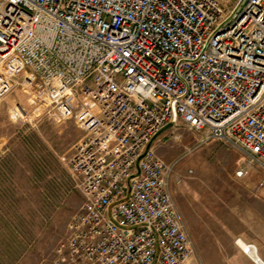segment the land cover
Here are the masks:
<instances>
[{
	"label": "built area",
	"instance_id": "1",
	"mask_svg": "<svg viewBox=\"0 0 264 264\" xmlns=\"http://www.w3.org/2000/svg\"><path fill=\"white\" fill-rule=\"evenodd\" d=\"M25 74L60 118L78 105L84 132L55 264H191L179 160L152 148L167 125L236 150L235 177L261 174L264 199V0H0V101Z\"/></svg>",
	"mask_w": 264,
	"mask_h": 264
},
{
	"label": "rangeland",
	"instance_id": "2",
	"mask_svg": "<svg viewBox=\"0 0 264 264\" xmlns=\"http://www.w3.org/2000/svg\"><path fill=\"white\" fill-rule=\"evenodd\" d=\"M26 76L0 101V264H55L83 201L68 160L84 132L78 105L71 119L60 118ZM16 106L25 111L23 121L11 116ZM198 137L179 124L152 142L163 160H179L172 195L195 248L191 264H255L238 240L264 261V199L255 193L261 174L236 178L242 156L219 141L198 146Z\"/></svg>",
	"mask_w": 264,
	"mask_h": 264
},
{
	"label": "bare ground",
	"instance_id": "3",
	"mask_svg": "<svg viewBox=\"0 0 264 264\" xmlns=\"http://www.w3.org/2000/svg\"><path fill=\"white\" fill-rule=\"evenodd\" d=\"M237 246L241 248L243 253L250 258L255 264H264L258 256L257 249L253 245L245 244L242 240L237 241Z\"/></svg>",
	"mask_w": 264,
	"mask_h": 264
},
{
	"label": "water",
	"instance_id": "4",
	"mask_svg": "<svg viewBox=\"0 0 264 264\" xmlns=\"http://www.w3.org/2000/svg\"><path fill=\"white\" fill-rule=\"evenodd\" d=\"M170 127H171V125H167V126H165V127L159 132V134H160L161 132H163L164 130L170 128Z\"/></svg>",
	"mask_w": 264,
	"mask_h": 264
},
{
	"label": "crops",
	"instance_id": "5",
	"mask_svg": "<svg viewBox=\"0 0 264 264\" xmlns=\"http://www.w3.org/2000/svg\"><path fill=\"white\" fill-rule=\"evenodd\" d=\"M260 257V256H259ZM260 259H261V257H260ZM262 260V259H261ZM262 262L264 263V261L262 260Z\"/></svg>",
	"mask_w": 264,
	"mask_h": 264
}]
</instances>
